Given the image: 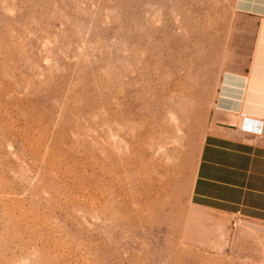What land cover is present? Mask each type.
<instances>
[{
  "label": "rangeland",
  "instance_id": "1",
  "mask_svg": "<svg viewBox=\"0 0 264 264\" xmlns=\"http://www.w3.org/2000/svg\"><path fill=\"white\" fill-rule=\"evenodd\" d=\"M233 0H0V264H264V222L192 199Z\"/></svg>",
  "mask_w": 264,
  "mask_h": 264
},
{
  "label": "crops",
  "instance_id": "2",
  "mask_svg": "<svg viewBox=\"0 0 264 264\" xmlns=\"http://www.w3.org/2000/svg\"><path fill=\"white\" fill-rule=\"evenodd\" d=\"M233 6L246 20L231 24L192 199L264 222V125L259 132L241 117L264 119V0Z\"/></svg>",
  "mask_w": 264,
  "mask_h": 264
},
{
  "label": "built area",
  "instance_id": "3",
  "mask_svg": "<svg viewBox=\"0 0 264 264\" xmlns=\"http://www.w3.org/2000/svg\"><path fill=\"white\" fill-rule=\"evenodd\" d=\"M241 117L244 119V126L245 127H251L252 129H256L258 130L259 132L262 131V128H263V125H264V119H261V118H251V119H254L256 120V124L255 126H252V125H249V120L250 119L248 116H246L244 113H241Z\"/></svg>",
  "mask_w": 264,
  "mask_h": 264
},
{
  "label": "bare ground",
  "instance_id": "4",
  "mask_svg": "<svg viewBox=\"0 0 264 264\" xmlns=\"http://www.w3.org/2000/svg\"><path fill=\"white\" fill-rule=\"evenodd\" d=\"M249 113V112H248ZM246 115V114H245ZM250 119L252 118V117H250V116H248ZM241 120H243L242 118H241Z\"/></svg>",
  "mask_w": 264,
  "mask_h": 264
}]
</instances>
